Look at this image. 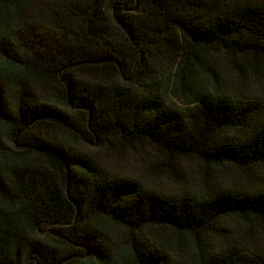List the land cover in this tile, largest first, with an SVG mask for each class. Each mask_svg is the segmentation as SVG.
<instances>
[{"label":"trees","instance_id":"16d2710c","mask_svg":"<svg viewBox=\"0 0 264 264\" xmlns=\"http://www.w3.org/2000/svg\"><path fill=\"white\" fill-rule=\"evenodd\" d=\"M256 85L264 0H0V264H264Z\"/></svg>","mask_w":264,"mask_h":264},{"label":"rangeland","instance_id":"374dc122","mask_svg":"<svg viewBox=\"0 0 264 264\" xmlns=\"http://www.w3.org/2000/svg\"><path fill=\"white\" fill-rule=\"evenodd\" d=\"M211 61L215 62L218 61L221 63V58L215 54L211 55ZM211 62V63H212ZM198 79V76H193L190 81L195 83V80ZM262 86L256 85L251 87V94L249 95H244L245 97H248L249 99H256L259 101H262L264 103V89L261 88ZM188 91V90H187ZM190 93V92H189ZM188 92L186 93V95H176V94H169V98H168V103H171L172 105H174L176 108L178 109H182L183 107L187 106L190 104V101L193 97V95H190ZM144 155L142 156V160H137V161H132L131 159H128L122 163H118L116 164L114 161L110 162L112 163V166H116L115 169H120L121 171H123L126 174H131L133 176H137V177H144L146 174L148 176V164H150V158L152 156L151 152L149 149H144L143 151ZM153 160V156L152 159ZM132 161V162H131ZM191 169H193V166H189ZM149 180V182L156 187L158 190H163V191H175L176 190V185L173 181H171V179L169 178H165V176H148L147 178ZM162 234H167V232H163ZM147 237L149 239H151V241H153L154 243H158L160 241V238H162V236H159L157 233L155 232H149L147 234ZM263 240H264V236H262ZM176 255H181V252L178 250H173V256L175 257Z\"/></svg>","mask_w":264,"mask_h":264}]
</instances>
